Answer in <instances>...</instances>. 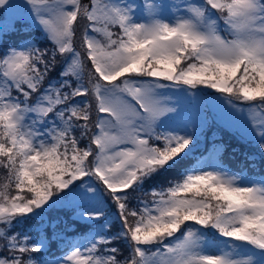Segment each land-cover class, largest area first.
Instances as JSON below:
<instances>
[{
  "label": "snow or ice",
  "instance_id": "obj_1",
  "mask_svg": "<svg viewBox=\"0 0 264 264\" xmlns=\"http://www.w3.org/2000/svg\"><path fill=\"white\" fill-rule=\"evenodd\" d=\"M22 6L36 35L0 48V264H264V177L219 149L191 166L170 95L221 94L264 161V0ZM63 202L86 235L49 259L13 229Z\"/></svg>",
  "mask_w": 264,
  "mask_h": 264
},
{
  "label": "rangeland",
  "instance_id": "obj_2",
  "mask_svg": "<svg viewBox=\"0 0 264 264\" xmlns=\"http://www.w3.org/2000/svg\"><path fill=\"white\" fill-rule=\"evenodd\" d=\"M12 2L20 5V7L11 9L9 11L0 10V29L4 27L7 30H16L22 27L26 31L34 30L35 25L33 24L31 17L29 16L28 10L22 6L25 0H12ZM129 2H131V0H129ZM135 2L141 3L142 0H135ZM157 2H165V0H157ZM166 2L172 3L173 0H166ZM175 2L179 3L181 2V0H175ZM81 24H83V21H81ZM25 25H27V27ZM77 36H79V31L77 33ZM39 39H42V37H40ZM79 44L80 41L79 39H77V47H79ZM191 91L199 92V94L189 96L181 93H170V95H173L174 101L177 102V108L179 112V115L173 122L172 126L178 128L186 127L189 132H194V145L197 144L198 140L202 138L203 131H208L211 128V125H214L216 128H218V132H222V135L229 134L231 137V133L233 131L232 129H237L240 133H242L243 136L245 135L246 125L243 116L239 113H236L232 108H230V106L224 102V97L221 94L215 93L214 91L208 89ZM208 110H210L211 115L213 114L214 116L216 115L218 117V120L220 122L219 124H216L215 121H210ZM221 139L223 140V138ZM198 146H200V144L195 145L194 147H192V149H195ZM222 148V144H217L208 152V154L203 159L198 161L197 165L200 164L207 166L208 164L212 163L211 157L214 152H217V149H219L217 159L218 162L221 163L220 154ZM244 174L247 175L246 173ZM3 175L4 171L0 169V176ZM253 178L259 179L261 177ZM71 207H73L74 209V206L68 202L58 203L42 218L46 220L49 219V221H51V217H54V219H58V216H61V214H63L67 210V208ZM49 221L47 220L46 223L37 225V230H40V237H47L46 224H48ZM112 230L115 231V227H113ZM31 236L33 239L38 238L35 235ZM62 236L68 238L69 240H72L73 238L72 235L66 236L64 233H62ZM83 239L84 236L77 241H82ZM47 242L48 238L46 240V243Z\"/></svg>",
  "mask_w": 264,
  "mask_h": 264
},
{
  "label": "trees",
  "instance_id": "obj_3",
  "mask_svg": "<svg viewBox=\"0 0 264 264\" xmlns=\"http://www.w3.org/2000/svg\"><path fill=\"white\" fill-rule=\"evenodd\" d=\"M26 34L34 36L36 33L34 30L26 31L22 27L16 30H7L3 27L0 29V48L5 45L13 46L22 42V40L26 38ZM208 114L210 121H215L216 124L220 123L216 115H211L210 110H208ZM232 130L231 137L229 134L222 135L223 133L218 132V128L214 125H211L208 131L204 130L202 138L195 144H200V146L192 149L190 153L189 159L191 163L200 156H205L217 144H222L223 148L220 159L224 166L234 173L243 171V173H246L247 176L250 177L258 178L264 176V161H262L258 150L254 147V142L251 144L246 142L242 133L237 129ZM221 138H223V140ZM72 216H74V218ZM41 219L42 223H46L47 220L49 221V219ZM75 219L73 207L67 208L61 216H58V219L51 217V221L46 224L47 236L52 238L51 251L47 254L48 256L55 257L61 254L65 249L67 238L63 237L62 233L66 236L81 233L77 231L76 226L73 224ZM39 224L41 223L38 218L36 221H29L28 223L16 226L13 231L17 233L27 232L37 236V233L40 234V230H37V225ZM81 224H83V222H81ZM84 234L86 235V233Z\"/></svg>",
  "mask_w": 264,
  "mask_h": 264
}]
</instances>
